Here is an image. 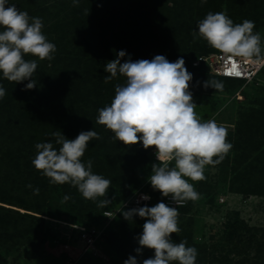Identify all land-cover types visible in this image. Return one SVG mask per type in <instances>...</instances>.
Wrapping results in <instances>:
<instances>
[{
    "label": "trees",
    "instance_id": "1",
    "mask_svg": "<svg viewBox=\"0 0 264 264\" xmlns=\"http://www.w3.org/2000/svg\"><path fill=\"white\" fill-rule=\"evenodd\" d=\"M9 2L30 17L41 18L42 31L57 50L51 61L25 57L38 62L33 75L36 86L31 90H22L30 81L9 82L0 73V85L6 90L0 99V262H6L2 259L6 252L24 247L39 251L50 234L44 216L72 215L83 224L98 227L103 212L111 207H98L103 197L87 200L70 184H52L35 169V145L54 143L51 133L59 130L66 138L75 139L82 131L98 132L101 138L89 142L82 162L91 159L92 171L111 180L110 188L117 185L130 193L138 183L136 169L147 165L149 151L154 148L146 150L142 143L124 145L96 123L98 109L110 105L115 86L126 82L120 75L104 82L109 75L105 65L116 59L119 51L127 53L121 63L129 57L137 61L163 55L170 62L182 57L193 75L189 85L193 100L200 101L204 95L226 93L245 81L214 74L204 63L193 65L197 57L216 51L203 39L194 41L192 32H198V22L209 12H225L234 23L254 21L255 32L264 27V0H207L203 4L201 0H79V6H74L73 0ZM262 75L264 67L258 73ZM209 79L222 81L223 91L205 88ZM249 102L238 110L235 129L227 131L233 147L220 164L234 163L230 192L264 195V93L253 95ZM35 188H39L38 195ZM197 191L205 193L207 186L199 185ZM151 194L147 205L165 201L159 191ZM65 195L71 198L64 201ZM105 198L112 202L109 190ZM192 202L178 207L181 231L173 233L172 240L179 243L186 239L187 246L195 247L196 264H264V227L229 223L221 238L224 244L214 247L224 253L215 255L211 246L194 239V219L186 217ZM121 210L104 230L103 252L109 247L115 252L119 259L114 264H123L129 256L142 264L154 256L151 249L144 248L141 254L135 251L140 247L137 237L145 219L134 215L131 221L125 220ZM97 258L87 254L77 264H93Z\"/></svg>",
    "mask_w": 264,
    "mask_h": 264
},
{
    "label": "clouds",
    "instance_id": "2",
    "mask_svg": "<svg viewBox=\"0 0 264 264\" xmlns=\"http://www.w3.org/2000/svg\"><path fill=\"white\" fill-rule=\"evenodd\" d=\"M207 0H201L206 3ZM79 6V0H73ZM88 14V10H85ZM44 25L39 17H30L27 11L19 10L9 0H0V73L9 82L30 81L22 90L36 86L33 75L38 60L54 59L56 45L42 31ZM193 31L194 41L203 39L207 45L230 61V74L240 76L241 61L264 64V39L255 32V22L244 20L234 23L225 12H209ZM127 53L121 50L117 58L105 65L109 73L104 77L108 83L118 75L126 78L123 85L115 86V96L110 105L98 109L96 123L114 133L113 139L124 145L142 143L144 149L154 148L159 164H153L148 180L154 190L163 197H170L177 205L196 201L200 193L194 184L206 179L205 167L220 164L232 149L227 140V129L214 119L202 120L196 112L193 94L189 90L193 79L185 67L184 59L170 62L163 55L151 60L124 63ZM205 88L223 91L222 81L209 79ZM6 90L0 85V99ZM53 142L37 143L36 156L32 160L35 169L49 178L52 184H70L77 188L83 198L97 201L106 208L111 201L106 199L111 180L92 171L93 161L82 162L90 141L100 139L94 130L82 131L75 139L66 138L61 131L51 133ZM59 146L58 148L56 146ZM174 162V166H170ZM27 187L32 188L29 184ZM39 194V188L34 189ZM71 197L65 195L64 201ZM147 200L149 196L142 197ZM125 220L134 215L145 219L142 234L137 237L140 247L154 250V256L144 259L142 264H196L197 249L187 246V240L173 242L172 234L181 229L178 223V207L158 202L129 210H121ZM107 216V215H106ZM124 264H138L135 256H129Z\"/></svg>",
    "mask_w": 264,
    "mask_h": 264
},
{
    "label": "rangeland",
    "instance_id": "3",
    "mask_svg": "<svg viewBox=\"0 0 264 264\" xmlns=\"http://www.w3.org/2000/svg\"><path fill=\"white\" fill-rule=\"evenodd\" d=\"M257 32L264 39V27H260ZM263 93L264 75L258 76L252 82H242L235 89L226 93L204 95L200 101L193 100V102L197 105L196 112L202 120L214 119L227 131H233L236 127L237 112L240 107L248 106L249 99L253 95ZM149 154L151 158L147 165H140L136 169L135 174L139 181L134 183V188L130 193L117 185L109 188L113 200L111 207L105 210H110L114 214L107 217L103 212L104 218L98 227L108 228L123 207H132L123 206V203L129 201L137 193L146 191L153 196L151 193L154 189L148 178L152 174L151 166L160 162L156 158L155 149L149 151ZM171 164L174 166V162H170ZM233 164L230 161L225 165L206 166L204 171L206 179L199 182L189 181L194 184L196 191L199 185L207 186V192L200 193V198L188 206L186 217L194 219L195 241L211 246L210 250L216 251L215 255L224 253L214 247L224 244L221 238H223L224 229L229 226V223L242 221L243 224L251 227H264V195H247L229 191ZM131 185L132 183L130 187ZM120 190L123 191L119 193ZM147 206L152 207L153 205ZM44 218L47 221L50 234L39 251L24 247L18 251L6 252L2 258L6 262H0V264H71V262L77 264L82 261L85 241L77 226L88 227L92 224H83L76 216L72 215L52 214L44 216ZM118 259L115 252L109 247L93 264H114V261H118Z\"/></svg>",
    "mask_w": 264,
    "mask_h": 264
},
{
    "label": "built area",
    "instance_id": "4",
    "mask_svg": "<svg viewBox=\"0 0 264 264\" xmlns=\"http://www.w3.org/2000/svg\"><path fill=\"white\" fill-rule=\"evenodd\" d=\"M194 66H197L201 63H204L208 65L210 71L214 74L224 76V77H230V78H239L243 79L245 82H252L254 81L258 73L262 70L264 67V64H253L250 61L245 62L241 61V68L239 69L241 71L240 76H235L234 74H230L232 71L230 68V61L225 59V57L220 54L219 52L215 51L206 55H201L197 57L193 62ZM157 158V157H156ZM145 195L149 196L150 199H143ZM151 195L146 192H139L134 197H132L129 201H126L123 203V206H132L134 208H139L147 205V203L151 200ZM164 203L168 204L172 207H179L177 206L170 197H166ZM185 204V203H184ZM183 204V205H184ZM104 214L107 215V217L113 216V212L110 210H105ZM82 234V238L85 241L84 251L83 255L90 254L95 257H99L102 255L103 252V233L104 228L97 227L95 225L92 226H77ZM71 264H75V262H71Z\"/></svg>",
    "mask_w": 264,
    "mask_h": 264
}]
</instances>
